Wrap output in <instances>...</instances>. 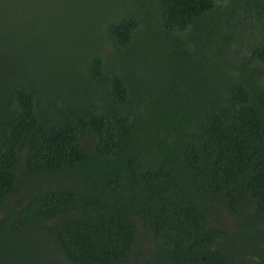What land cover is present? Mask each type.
<instances>
[{"label":"trees","instance_id":"trees-1","mask_svg":"<svg viewBox=\"0 0 264 264\" xmlns=\"http://www.w3.org/2000/svg\"><path fill=\"white\" fill-rule=\"evenodd\" d=\"M264 264V0H0V264Z\"/></svg>","mask_w":264,"mask_h":264},{"label":"water","instance_id":"water-1","mask_svg":"<svg viewBox=\"0 0 264 264\" xmlns=\"http://www.w3.org/2000/svg\"><path fill=\"white\" fill-rule=\"evenodd\" d=\"M249 264H253V263H249Z\"/></svg>","mask_w":264,"mask_h":264}]
</instances>
